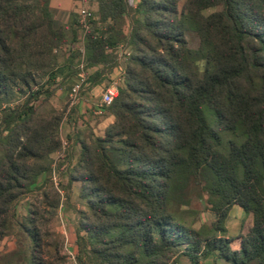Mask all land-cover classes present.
<instances>
[{"label": "trees", "instance_id": "trees-1", "mask_svg": "<svg viewBox=\"0 0 264 264\" xmlns=\"http://www.w3.org/2000/svg\"><path fill=\"white\" fill-rule=\"evenodd\" d=\"M96 1L85 40L90 85L106 68L123 73L101 113L114 117L105 133L74 141L71 180L87 208L76 227L80 255L96 264H168L179 255L264 264V0ZM50 6L0 0V239L18 225L26 242L0 253V264H47L49 254L35 217L19 222L15 203L63 146L61 117L35 124L36 102L60 73L66 81L77 72L59 70L54 51L76 40L78 13L56 26ZM122 41L131 49L125 65ZM15 97L24 99L13 106ZM234 205L252 215L236 238L224 235ZM203 211L213 218L194 226Z\"/></svg>", "mask_w": 264, "mask_h": 264}, {"label": "rangeland", "instance_id": "rangeland-1", "mask_svg": "<svg viewBox=\"0 0 264 264\" xmlns=\"http://www.w3.org/2000/svg\"><path fill=\"white\" fill-rule=\"evenodd\" d=\"M96 0H87V6L91 7V2ZM132 2L135 0H131ZM80 9V8H79ZM93 15L94 12L89 8ZM51 10V6H50ZM214 11V8L206 10V13ZM52 14L53 11L51 10ZM77 16L76 11H73ZM54 16V14H53ZM55 19V16H54ZM96 21V20H93ZM78 24V22H77ZM108 23L98 22L97 26L100 30H105ZM69 24H66L68 26ZM125 35L130 30V19L127 17L120 23ZM58 26V24L56 25ZM69 31V30H68ZM82 31L78 24V36L74 42H68L61 47L55 49L59 70L63 69L66 64H71L77 70L80 61L81 52L79 47L82 45ZM72 33L69 31V37ZM188 41L191 47H198L199 37L195 33H189ZM120 48H117L120 56V63L126 64L131 49L126 42H120ZM104 67H101L103 69ZM62 71V70H61ZM111 70L106 68L105 72ZM63 73V72H62ZM55 84L50 86L54 90L50 97L46 98L44 94L36 102L37 109L35 115V124L42 122L44 126H48V121L52 117H61L59 128L60 138L62 141V149L52 152L48 157L46 164L49 165L48 170L43 172L38 183L32 190L20 196L15 203L16 219L22 222L31 215L35 217V222L40 226L43 236V244L45 248H49V254H45L44 259L47 264H96L95 260L87 254L80 255L79 245L76 242V227L82 219L83 213L86 211L85 200L80 196V182L71 180L72 175H77L75 171L76 163L79 157L81 144L75 143L76 135L78 141H90L92 135H103L107 126L114 120V117L107 111L104 114H96L90 105L102 93L104 89L99 86L100 82L93 83L91 88H87L81 92V100L91 93L90 98L82 104L69 106V79L64 80L63 76H58ZM47 80V76H42V81ZM98 95V96H97ZM24 97H15L11 105L20 103ZM34 125V124H33ZM63 126H66L64 129ZM56 177V180L54 179ZM244 217L248 215L241 208ZM231 213L234 208H231ZM212 215L203 211L194 223L198 227L201 223L212 219ZM242 220L243 218L240 217ZM239 218V219H240ZM230 217L227 220L229 223ZM250 228L249 221L245 225V232ZM24 234L20 231L19 226H15L10 234L0 239L1 255H8L24 246ZM57 243V252L53 248V244ZM80 257V258H79ZM212 256L202 259L200 264L212 263ZM168 264H191L189 258L183 255L175 256Z\"/></svg>", "mask_w": 264, "mask_h": 264}, {"label": "crops", "instance_id": "crops-1", "mask_svg": "<svg viewBox=\"0 0 264 264\" xmlns=\"http://www.w3.org/2000/svg\"><path fill=\"white\" fill-rule=\"evenodd\" d=\"M82 7L91 8L92 10H94V12L98 11L97 1H94L93 3L91 2V7H89L87 6V0H51V10L53 11V14L55 16V25L58 24V26H61V25L69 24L71 21V13L73 11H76L79 13ZM97 69H101V67L99 68L97 66L93 68L94 71ZM120 74H121L120 65H118L114 67L109 73L105 72L102 75V78L98 81V82L102 81L100 82L99 86H102L104 88V86L109 83L112 77L118 76V75L120 76ZM74 80H75V73L72 74L71 77L69 78V85L72 86V83ZM92 84L93 83L91 82V85L89 86V88H91ZM90 94L91 93L88 92L87 96L83 98L82 100L80 99L77 104H81V103L83 104L85 100L90 98L91 96ZM100 96H101V93L97 97V101L100 98ZM97 101L94 100L92 104L90 105L91 107H93V111H94V107ZM63 127L64 129L66 128V126H63ZM232 208H234V211L232 212L231 216H230L231 211L229 212V216L227 220L229 219V217H230V220H229V223L226 220L227 232L224 235L227 237L236 238L240 234L246 233L245 225L248 221L251 226L252 215L248 213V215L244 217L243 212L241 211L238 205H234ZM240 217H242L243 220ZM212 260H213V257H212Z\"/></svg>", "mask_w": 264, "mask_h": 264}, {"label": "built area", "instance_id": "built-area-1", "mask_svg": "<svg viewBox=\"0 0 264 264\" xmlns=\"http://www.w3.org/2000/svg\"><path fill=\"white\" fill-rule=\"evenodd\" d=\"M93 14L91 13L90 9L87 7H82L78 13V24L81 28L82 34V45L79 47L81 52L80 61L77 66V72L75 73V80L72 83L71 89L69 91V106L72 107L79 102L81 99V92L87 89L90 86L89 81V69L87 68L86 64V47H85V40L87 33L92 29L91 18ZM120 44L117 48H120ZM108 49H110L107 46ZM121 56V54H119ZM121 74L120 76H114L110 79L109 83L104 86L102 90L101 96L95 104L94 112L96 114H101L105 110V108L110 105L115 97L118 95L119 92V83L122 77V66H120ZM56 180V177H54Z\"/></svg>", "mask_w": 264, "mask_h": 264}]
</instances>
